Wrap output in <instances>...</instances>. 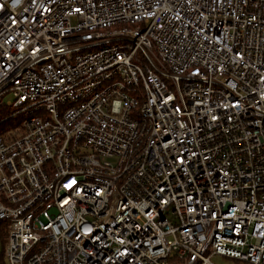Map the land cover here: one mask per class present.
Segmentation results:
<instances>
[{"label":"built area","instance_id":"2783aa9c","mask_svg":"<svg viewBox=\"0 0 264 264\" xmlns=\"http://www.w3.org/2000/svg\"><path fill=\"white\" fill-rule=\"evenodd\" d=\"M6 122L0 264H264V0H0Z\"/></svg>","mask_w":264,"mask_h":264},{"label":"rangeland","instance_id":"374dc122","mask_svg":"<svg viewBox=\"0 0 264 264\" xmlns=\"http://www.w3.org/2000/svg\"><path fill=\"white\" fill-rule=\"evenodd\" d=\"M6 102H10L12 100V96L9 95L4 99ZM8 127V123H3L0 125V128H5ZM211 261L213 264H241L237 260H233L227 257H222V256H212Z\"/></svg>","mask_w":264,"mask_h":264},{"label":"trees","instance_id":"16d2710c","mask_svg":"<svg viewBox=\"0 0 264 264\" xmlns=\"http://www.w3.org/2000/svg\"><path fill=\"white\" fill-rule=\"evenodd\" d=\"M5 114L4 112H1V115Z\"/></svg>","mask_w":264,"mask_h":264}]
</instances>
